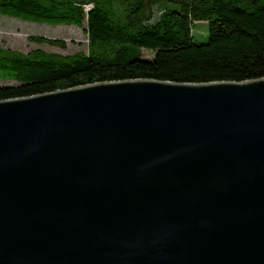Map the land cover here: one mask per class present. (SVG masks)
<instances>
[{"label": "water", "instance_id": "95a60500", "mask_svg": "<svg viewBox=\"0 0 264 264\" xmlns=\"http://www.w3.org/2000/svg\"><path fill=\"white\" fill-rule=\"evenodd\" d=\"M0 264H264V77L1 99Z\"/></svg>", "mask_w": 264, "mask_h": 264}, {"label": "trees", "instance_id": "16d2710c", "mask_svg": "<svg viewBox=\"0 0 264 264\" xmlns=\"http://www.w3.org/2000/svg\"><path fill=\"white\" fill-rule=\"evenodd\" d=\"M0 15L84 26L88 38L87 52L73 54L0 46V78L17 82L0 85V100L124 79L264 77V0H0ZM196 21L207 23L205 40L194 37Z\"/></svg>", "mask_w": 264, "mask_h": 264}, {"label": "rangeland", "instance_id": "374dc122", "mask_svg": "<svg viewBox=\"0 0 264 264\" xmlns=\"http://www.w3.org/2000/svg\"><path fill=\"white\" fill-rule=\"evenodd\" d=\"M208 33L206 22L196 21L193 34L197 40H205ZM33 36L62 40L63 46L36 42ZM0 46L27 53L34 48L60 54L87 52L88 38L83 27L67 24H49L33 22L19 18L0 15ZM143 58L151 59L153 53L148 49H141ZM16 81L0 78V85H15Z\"/></svg>", "mask_w": 264, "mask_h": 264}]
</instances>
